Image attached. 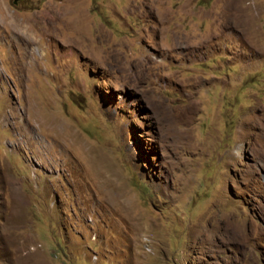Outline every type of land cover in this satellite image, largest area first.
Wrapping results in <instances>:
<instances>
[{
    "label": "rangeland",
    "instance_id": "374dc122",
    "mask_svg": "<svg viewBox=\"0 0 264 264\" xmlns=\"http://www.w3.org/2000/svg\"><path fill=\"white\" fill-rule=\"evenodd\" d=\"M0 264H264V0H0Z\"/></svg>",
    "mask_w": 264,
    "mask_h": 264
},
{
    "label": "water",
    "instance_id": "95a60500",
    "mask_svg": "<svg viewBox=\"0 0 264 264\" xmlns=\"http://www.w3.org/2000/svg\"><path fill=\"white\" fill-rule=\"evenodd\" d=\"M18 0H13V4L16 5Z\"/></svg>",
    "mask_w": 264,
    "mask_h": 264
},
{
    "label": "flooded vegetation",
    "instance_id": "af4514ba",
    "mask_svg": "<svg viewBox=\"0 0 264 264\" xmlns=\"http://www.w3.org/2000/svg\"><path fill=\"white\" fill-rule=\"evenodd\" d=\"M18 1H21V0H18Z\"/></svg>",
    "mask_w": 264,
    "mask_h": 264
}]
</instances>
